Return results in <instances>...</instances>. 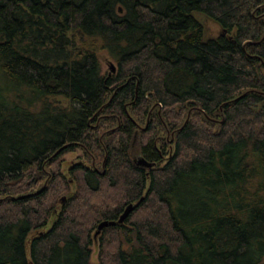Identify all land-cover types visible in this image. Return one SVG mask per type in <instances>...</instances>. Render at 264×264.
<instances>
[{"label":"trees","instance_id":"obj_1","mask_svg":"<svg viewBox=\"0 0 264 264\" xmlns=\"http://www.w3.org/2000/svg\"><path fill=\"white\" fill-rule=\"evenodd\" d=\"M104 221L98 264H264V0H0V264Z\"/></svg>","mask_w":264,"mask_h":264},{"label":"rangeland","instance_id":"obj_2","mask_svg":"<svg viewBox=\"0 0 264 264\" xmlns=\"http://www.w3.org/2000/svg\"><path fill=\"white\" fill-rule=\"evenodd\" d=\"M198 19L200 20V22L202 23L203 27H204V31H205V37L206 39H211V38H216L218 37L220 34H222V29L219 26V24H217L215 21H213L212 19L208 18L207 16L204 15H198L197 16ZM101 61H102V65H103V70L104 72H115L113 71V66L115 67L114 61H112L107 54L102 53L101 54ZM84 162L85 159L82 155V153L79 152H75V153H69L64 157V162H63V172L68 171L69 167L72 164L78 163V162ZM75 191V190H74ZM102 231V230H101ZM100 231V233H101ZM97 234V231L94 235V237L96 238L95 241V245L93 247V253H92V258H91V263L92 264H98V258H99V245H98V239L97 237L100 235Z\"/></svg>","mask_w":264,"mask_h":264},{"label":"water","instance_id":"obj_3","mask_svg":"<svg viewBox=\"0 0 264 264\" xmlns=\"http://www.w3.org/2000/svg\"><path fill=\"white\" fill-rule=\"evenodd\" d=\"M113 71H115V67L113 66ZM134 210V206L133 205H130L127 209H126V211H125V213L123 214V216L121 217V222L122 221H124L125 219H126V217L130 214V212H132ZM116 224V222H108V221H104V222H102L101 224H100V226H99V229H98V231H97V234H99L100 233V231L102 230V229H104L105 227H108L109 225H115Z\"/></svg>","mask_w":264,"mask_h":264}]
</instances>
